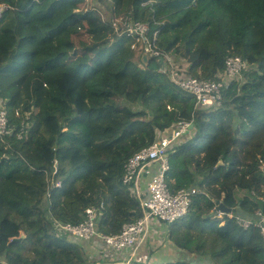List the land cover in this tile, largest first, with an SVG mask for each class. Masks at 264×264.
Masks as SVG:
<instances>
[{
    "label": "trees",
    "instance_id": "16d2710c",
    "mask_svg": "<svg viewBox=\"0 0 264 264\" xmlns=\"http://www.w3.org/2000/svg\"><path fill=\"white\" fill-rule=\"evenodd\" d=\"M2 4L0 101L11 132L0 136V264L128 255H136L128 264H264L258 218L245 227L237 215L245 217L218 204L264 213V0ZM129 22L147 31L132 32ZM165 54L201 79H217L233 55L249 67L217 105L202 108L171 79ZM180 121L194 128L170 147L167 182L172 194L189 192V210L172 222L152 218L166 237L148 259L136 254L146 236L135 251L112 248L102 237L144 216L146 182L141 194L135 180L124 182L130 158ZM89 208L98 235L64 229L82 224ZM171 246L183 254L152 262Z\"/></svg>",
    "mask_w": 264,
    "mask_h": 264
},
{
    "label": "built area",
    "instance_id": "2783aa9c",
    "mask_svg": "<svg viewBox=\"0 0 264 264\" xmlns=\"http://www.w3.org/2000/svg\"><path fill=\"white\" fill-rule=\"evenodd\" d=\"M5 8L6 6L4 4L0 6V19L3 16ZM136 24L137 23L134 24V27H136ZM141 25L140 23L138 24V26ZM137 30L144 33L147 31V28L144 30L138 28ZM153 53L160 55L158 50H154ZM163 56H166L169 61L171 79L183 90L194 95L197 106L202 108H209L215 104L217 105L223 97L225 86L237 80L243 75V71L249 67L248 62L241 56L233 55L226 60L225 69L218 74L217 79H201L181 73V71L175 67L176 65H174L172 58L168 54ZM9 126L8 112L6 108L1 105L0 101V136H5L11 132ZM190 127L191 123L188 121L178 122L175 127L172 128L170 134L161 136L151 146L144 148L130 158L126 167L124 182L135 180L136 191L139 194L142 193V182H146L145 187L146 191H148V195L141 201L144 216L136 223L124 225L122 232L117 235H104L102 238L107 245L117 250L133 249L132 251H135L138 248L137 243L140 237L148 235L153 221L152 218L172 222L183 216L189 210L191 202L189 192L180 190L176 194H172L169 190L167 178L170 170L169 149L178 138L191 130ZM154 167L156 169L152 170ZM262 169L264 174V162ZM145 177L148 181L145 180ZM195 191V189L192 190V192ZM215 211L218 214L217 216L223 215L218 208H215ZM87 212V219L82 224L77 226L67 224L64 226V229L75 236H80L85 239L93 237L96 234L98 235L96 227L98 217L97 210L95 211V209L89 208ZM231 216H233V214H231ZM257 216V224L264 238V213L258 212ZM237 219L242 222L245 227H248L252 223L251 219L242 218L238 215Z\"/></svg>",
    "mask_w": 264,
    "mask_h": 264
},
{
    "label": "crops",
    "instance_id": "0c3cea01",
    "mask_svg": "<svg viewBox=\"0 0 264 264\" xmlns=\"http://www.w3.org/2000/svg\"><path fill=\"white\" fill-rule=\"evenodd\" d=\"M153 224V222H152ZM155 225V224H154ZM157 225V223H156ZM159 229L157 228V226H153L151 225L150 229H149V233L148 235L140 242L139 244V248L136 251L137 256H141V257H145V253L147 252L148 246L151 247L152 245H148V241L149 239L152 237V235H154V233H156ZM104 250V249H103ZM102 251V250H100ZM99 251V252H100ZM176 253H182V251L175 249L173 246L170 247V250L168 249V251H164L163 253L160 254H156L153 258H152V262H160V261H164L165 259H174L175 257L179 256ZM136 255H128L126 258L123 259H119V260H111L110 262H104L101 261L99 258V261L97 264H128L131 260L132 257H134ZM150 254H149V258H150ZM176 259V258H175Z\"/></svg>",
    "mask_w": 264,
    "mask_h": 264
},
{
    "label": "rangeland",
    "instance_id": "374dc122",
    "mask_svg": "<svg viewBox=\"0 0 264 264\" xmlns=\"http://www.w3.org/2000/svg\"><path fill=\"white\" fill-rule=\"evenodd\" d=\"M138 24L139 23H137L136 24V27H132L131 25H130V22L128 23V28H129V30L130 31H132L133 32V29L134 30H137L138 28H140L141 30H144L145 28H147V25H145V24H142L141 26H138ZM237 80H241V81H243L244 80V77L243 76H240ZM231 215V214H230ZM218 217H220V218H222L223 217V215H219ZM166 236H165V230L164 229H160V230H158L156 233H154V235H152V237L149 239V241H148V245H152L151 247H149L148 249H147V252L145 253L146 255H145V258L146 259H148L149 257V254L151 255L152 254V252L153 251H155L156 249H157V244H158V242L161 240V239H164ZM164 242V241H163ZM176 254H178L179 255V257L181 256V253H176ZM178 257V258H179Z\"/></svg>",
    "mask_w": 264,
    "mask_h": 264
},
{
    "label": "water",
    "instance_id": "95a60500",
    "mask_svg": "<svg viewBox=\"0 0 264 264\" xmlns=\"http://www.w3.org/2000/svg\"><path fill=\"white\" fill-rule=\"evenodd\" d=\"M161 60H163V58H161ZM194 128V125L191 124V127L190 129ZM218 204H219V208L221 211L225 212V213H232V212H236L237 214L239 215H242L243 217L245 218H248V219H253V218H258V216H255V217H251L248 215L247 212L243 211L240 207L238 208H229L227 207L223 202L221 201H218ZM24 237L25 235H21L19 237H14L12 238V240L9 242L10 245H13V244H16V243H19V242H22L24 240Z\"/></svg>",
    "mask_w": 264,
    "mask_h": 264
}]
</instances>
